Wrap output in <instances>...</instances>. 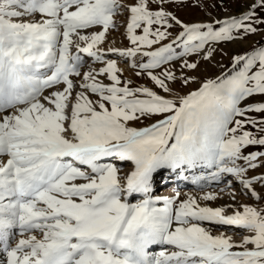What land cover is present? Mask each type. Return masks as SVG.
<instances>
[{
	"label": "snow or ice",
	"instance_id": "6c2138e0",
	"mask_svg": "<svg viewBox=\"0 0 264 264\" xmlns=\"http://www.w3.org/2000/svg\"><path fill=\"white\" fill-rule=\"evenodd\" d=\"M185 2L0 0V264H264V173L249 175L264 168V99H253L264 97V46L186 95L174 85L195 78L166 67L261 31L264 0L206 23L169 10ZM174 25L182 30L163 43ZM120 27L130 46L105 47ZM110 54L131 58L162 92L122 81ZM122 162L132 165L124 174ZM198 168L214 170L192 183L225 186L153 196L158 172ZM236 182L255 203H202L226 191L237 201Z\"/></svg>",
	"mask_w": 264,
	"mask_h": 264
},
{
	"label": "rangeland",
	"instance_id": "374dc122",
	"mask_svg": "<svg viewBox=\"0 0 264 264\" xmlns=\"http://www.w3.org/2000/svg\"><path fill=\"white\" fill-rule=\"evenodd\" d=\"M254 2V0H186L185 3L182 4H172L169 5V10L172 11L177 17H179L182 21L185 23H197V22H212L215 20H223L228 17H240L243 13L249 10L250 5ZM200 5V6H196ZM259 11V10H258ZM261 16H264V12L259 13ZM30 18V17H27ZM122 21L125 19L124 17H120ZM262 30L257 33L247 34L246 36H243L242 38H237L232 41H224L219 42L211 45L215 49L212 56L209 59H204L203 55L204 53L201 52L199 54H192L189 56H185L182 58H177L176 60L170 62L166 67L171 68L175 71L176 75L179 77L181 73L194 77L195 79L191 80L189 84L181 86V82L177 81L174 85V93L178 92L180 95H186L188 92L197 90L205 81L207 80H217V78H224L227 77L235 70H238V67L242 66L243 62H241V65L236 66L234 68L233 58L238 55H244L245 53H250L254 48H259L261 46H264V25L259 26ZM181 27L179 25H174L169 31L172 33L171 36H169L163 43H169L172 40L175 39V37L179 34L181 31ZM124 32V27H120L119 31L110 32L108 39L105 43V47L108 46H115V47H129L130 43L129 41L122 35ZM119 37V38H118ZM175 46V45H174ZM179 47H177V51H181ZM119 57V58H118ZM110 59H115L118 62V66L122 69H124L121 79L123 80H131L133 87L138 86H147L150 88H153L154 90L161 91L154 83L151 81V79L146 75H140L137 76L135 73L137 71H140L139 68L133 69L131 65V58H122L118 55H109ZM139 62H146L147 57L143 56H137L135 58ZM184 60H187L189 62H198V66L196 69H188V68H182V62ZM96 67H99L101 65L97 64ZM157 74L159 73L160 69L154 70ZM105 82H108L105 80ZM163 94V93H162ZM254 100H260L264 99V97L256 96L253 97ZM251 102V101H249ZM255 115V114H254ZM162 117H153L152 119H143L141 121H135L132 122V126L134 127H147L151 123H155L157 119H160ZM253 150V148L245 149V153ZM3 159H6V157H1ZM125 164L126 162H122ZM121 163V164H122ZM120 164V165H121ZM131 164V163H130ZM199 171L197 172V169L187 170L185 171L184 175L188 176L190 184H188V189L193 190L196 188V184L192 183L191 177L192 176H198L201 174H207L210 171H213L214 169H206V168H198ZM166 170H162L158 172L155 175L154 178V185H153V196L155 194V191L161 184H158L160 181H164L166 177ZM201 172V173H199ZM264 173V168H257L255 170H250L249 175H259ZM189 174H191L189 176ZM257 190L260 189V185H256ZM237 191V201H226L225 203H218L220 200L217 201L216 204H214V201L210 202H202V203H208L210 206H221V205H228V204H236V206H239V203H248L253 204L255 203L254 199H250L248 196L241 194V185L236 182L234 183V187L231 189ZM197 189V188H196ZM228 193V192H227ZM181 194V199L186 198L185 195ZM175 196V195H174ZM231 198V197H230ZM140 195H136L132 197V202H135L137 200H140ZM158 207L163 206V202H158ZM230 214V210H229ZM217 234L219 231H225L224 228H218ZM239 229L236 230H228V234L233 236L234 240H239L241 238V235L239 234ZM18 238V237H17Z\"/></svg>",
	"mask_w": 264,
	"mask_h": 264
},
{
	"label": "bare ground",
	"instance_id": "6f19581e",
	"mask_svg": "<svg viewBox=\"0 0 264 264\" xmlns=\"http://www.w3.org/2000/svg\"><path fill=\"white\" fill-rule=\"evenodd\" d=\"M89 62H91V61H89ZM120 167L122 168V174H124V173H127L128 171L131 170L132 165L130 164V162H126L125 164L122 163L120 165ZM198 171H199V169H197V172ZM199 173H201V172H199ZM169 175H170V177L167 180V182H164L165 181L164 180V181H160L158 183V184H161V185L155 191L154 196H162V195H168V194L176 195V193L179 192V193H182V195H185V196H186V194L190 193V194H193V195H196L197 197H199L200 195H202L206 191H219L220 188H223L225 186L224 183L221 182L219 184L213 183L210 187H205V188H200L198 185H196L197 189L195 188L193 190H189L188 189V184H190L189 178L188 179L184 178V177H188V176H186V175L181 176V175H179V173H177V174L170 173ZM190 175L191 174H189V176ZM228 179H232V177L229 176ZM232 191L237 192L236 189L232 190ZM140 198H143V197L140 195ZM230 199L231 198H230V196L228 195V193L226 191L225 193H223L221 195V198H219L217 200H220L218 203H223V202L225 203L227 200L230 201ZM214 202H215L214 204H216L217 201H214ZM158 205H160V204H157V206ZM150 250L151 251H159V247L158 246H154Z\"/></svg>",
	"mask_w": 264,
	"mask_h": 264
}]
</instances>
